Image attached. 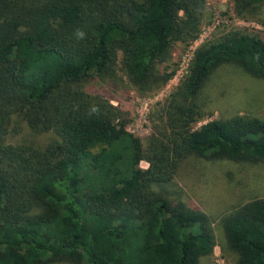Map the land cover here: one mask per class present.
Instances as JSON below:
<instances>
[{
	"label": "trees",
	"instance_id": "obj_1",
	"mask_svg": "<svg viewBox=\"0 0 264 264\" xmlns=\"http://www.w3.org/2000/svg\"><path fill=\"white\" fill-rule=\"evenodd\" d=\"M261 6L233 0L242 19L256 18ZM204 7L205 0H0V264H199L211 253L210 218L166 185L192 153L264 163V117L193 127L203 116L198 91L218 66L235 63L264 79V34L231 27L200 43L145 146L127 130L126 113L83 87L120 68L139 91L156 89L174 73L162 65L172 45L198 37ZM14 114L55 138L42 147L7 143ZM220 223L233 264H264V197Z\"/></svg>",
	"mask_w": 264,
	"mask_h": 264
},
{
	"label": "rangeland",
	"instance_id": "obj_2",
	"mask_svg": "<svg viewBox=\"0 0 264 264\" xmlns=\"http://www.w3.org/2000/svg\"><path fill=\"white\" fill-rule=\"evenodd\" d=\"M256 14V18L242 19L233 12V0H205L198 37L188 44H173L170 58L162 63L174 68L173 75L165 83L141 92L117 68L113 78H93L83 87L89 93L110 100L126 113L127 130L138 136L145 146L147 136L161 130L160 104L186 73L193 50L231 27L256 28L264 34V6ZM197 103L203 116L194 128L209 120L232 115L264 117V79L251 76L235 63L222 64L210 73L199 89ZM4 138L10 144L42 147L55 135L50 131H31L25 121L14 114ZM139 166L145 168L147 163L141 160ZM166 188L171 197L200 209L211 220L215 244L209 255L199 258V264H233L236 254L226 245L220 219L236 206L255 197H264V163L210 159L192 153L179 162ZM61 263L74 264L66 260Z\"/></svg>",
	"mask_w": 264,
	"mask_h": 264
},
{
	"label": "clouds",
	"instance_id": "obj_3",
	"mask_svg": "<svg viewBox=\"0 0 264 264\" xmlns=\"http://www.w3.org/2000/svg\"><path fill=\"white\" fill-rule=\"evenodd\" d=\"M80 37H83L84 36V33L82 31H78L77 33ZM93 111H95V109H93Z\"/></svg>",
	"mask_w": 264,
	"mask_h": 264
}]
</instances>
